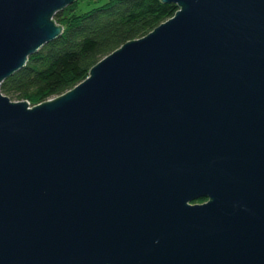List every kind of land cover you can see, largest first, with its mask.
Returning a JSON list of instances; mask_svg holds the SVG:
<instances>
[{
  "label": "water",
  "instance_id": "obj_1",
  "mask_svg": "<svg viewBox=\"0 0 264 264\" xmlns=\"http://www.w3.org/2000/svg\"><path fill=\"white\" fill-rule=\"evenodd\" d=\"M73 1L0 0V264H264V0H162L74 86L12 99Z\"/></svg>",
  "mask_w": 264,
  "mask_h": 264
},
{
  "label": "trees",
  "instance_id": "obj_2",
  "mask_svg": "<svg viewBox=\"0 0 264 264\" xmlns=\"http://www.w3.org/2000/svg\"><path fill=\"white\" fill-rule=\"evenodd\" d=\"M88 5L74 0L55 12L63 31L3 79L5 94L32 104L56 96L87 77L91 66L104 55L126 40L146 34L178 8L176 2L162 0H104Z\"/></svg>",
  "mask_w": 264,
  "mask_h": 264
},
{
  "label": "rangeland",
  "instance_id": "obj_3",
  "mask_svg": "<svg viewBox=\"0 0 264 264\" xmlns=\"http://www.w3.org/2000/svg\"><path fill=\"white\" fill-rule=\"evenodd\" d=\"M82 1H84V2H88L89 3V5L87 6V8L88 7H91L92 5H95V4H98V3H101V2H103L104 0H82ZM12 99H17V98H12ZM32 104V103H31ZM195 201H203V199L202 200H195Z\"/></svg>",
  "mask_w": 264,
  "mask_h": 264
},
{
  "label": "flooded vegetation",
  "instance_id": "obj_4",
  "mask_svg": "<svg viewBox=\"0 0 264 264\" xmlns=\"http://www.w3.org/2000/svg\"><path fill=\"white\" fill-rule=\"evenodd\" d=\"M206 199V198H205ZM205 199H203V200H205Z\"/></svg>",
  "mask_w": 264,
  "mask_h": 264
}]
</instances>
